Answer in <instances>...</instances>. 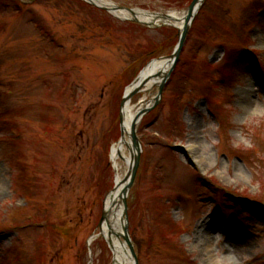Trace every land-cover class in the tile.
I'll return each instance as SVG.
<instances>
[{"label": "rangeland", "instance_id": "rangeland-1", "mask_svg": "<svg viewBox=\"0 0 264 264\" xmlns=\"http://www.w3.org/2000/svg\"><path fill=\"white\" fill-rule=\"evenodd\" d=\"M101 1L0 0V264H114L99 223L129 170L111 158L122 101L179 29L102 6L183 15L193 0ZM138 136L137 264H264V0L203 1Z\"/></svg>", "mask_w": 264, "mask_h": 264}, {"label": "bare ground", "instance_id": "bare-ground-1", "mask_svg": "<svg viewBox=\"0 0 264 264\" xmlns=\"http://www.w3.org/2000/svg\"><path fill=\"white\" fill-rule=\"evenodd\" d=\"M108 4L110 3L108 2ZM172 15L174 17H178V20L175 22L176 25L180 21L179 18H181L182 20L184 19L185 16L178 14L177 12L172 13ZM141 18L148 19L149 17H146V15L145 16L142 15ZM179 25L180 27H183L184 25L183 20ZM169 67H170V62L168 60L166 59L155 60L148 68H146L140 74L138 82L135 85L133 84V86L129 87L127 92L132 90L134 86H136L139 82L143 81L146 77L158 72H161V74H163L169 69ZM153 80H151V82L148 84L149 86L154 84L155 81L157 82V80L159 79H153ZM136 112L138 111L136 110ZM136 112L133 111L130 102L126 103L125 106L123 107L124 138L121 142L114 145L111 151V158L114 163V167L117 171H119L118 162L120 158L125 159L128 166L132 165V158L131 156L127 155L126 149L128 145L132 144L130 133H131V126L136 116ZM116 185L117 188L112 192V194L109 195L106 201L105 211L107 213V218H105V221L101 226V230L111 242L112 250L114 253V264H133L134 262L133 255L132 253H130L128 245L121 237V235L118 236L114 233L115 230L122 232V224H123L122 222L123 209L122 206L120 205V196L125 183L123 182V179L119 175L117 176ZM112 230H114V232ZM196 238L197 240L202 239L201 241L205 242L209 246H211L213 240L215 239V237L212 234L208 233V231H202V229H199V231H197Z\"/></svg>", "mask_w": 264, "mask_h": 264}, {"label": "water", "instance_id": "water-1", "mask_svg": "<svg viewBox=\"0 0 264 264\" xmlns=\"http://www.w3.org/2000/svg\"><path fill=\"white\" fill-rule=\"evenodd\" d=\"M203 1L204 0H193L192 3L190 4V6L188 7L187 12H186L184 19H183L184 25H183V27H179V43H178V46L175 49V51L173 52V54L169 57L170 63H171V68L169 69L168 72L163 73L164 78H163L162 82H160V84H159L160 88H161L160 92L157 95V97L155 98L154 104H152V106H146L145 108L141 109L137 113L135 120H134L132 127H131V138H132L134 147L136 148V153L134 154V162H132V165L129 166V171H128L126 178L124 180L126 185L123 188L121 196H120V203H123L122 232L116 231V230H115V232H114V230H112V231L118 236L121 235V237H123L125 239V241L129 244V246L132 250L133 258L136 260V264L138 262L137 256L135 254L134 247H133L132 242H131V238H130V234H129V228H128V222H127V218H128V216H127V210H128L127 198H128V194H129V189L132 186L136 171L138 169L139 160H140V148H139L140 143H139V138L137 135V127H138V124L141 121L142 117L144 116V114H146L152 107H154L155 105H157L160 102L164 86L170 77L171 71L174 69L177 61L179 60V57L181 55L185 41L187 39V35L189 33V30H190V25H191L192 21L194 20V17L196 16V14H197L201 4L203 3ZM109 10H114V11L126 10L128 13L132 14V16H133V18H130V17H127V18L133 19L136 22H140V23L146 24L148 26L157 25L158 21H161L164 24H173L171 22L172 20H174V21L178 20V17H174L172 14H169V13H167V14L151 13V12H146V11H139V10L132 9V8H123V7H119V6H114L113 8H109ZM142 15H144V16L146 15V17H149V18L148 19L141 18ZM157 75H162V74L159 73ZM157 75L152 74V75L146 77L143 81L139 82L133 88L132 91L125 94L123 101H122V106L124 107L125 104L131 100V98L134 96V94L139 92L143 86L147 85L148 82L153 77H156ZM121 119L123 122V111H122ZM105 218H107V213L103 214L100 225H102V223L105 221ZM110 244H111V242H110Z\"/></svg>", "mask_w": 264, "mask_h": 264}]
</instances>
